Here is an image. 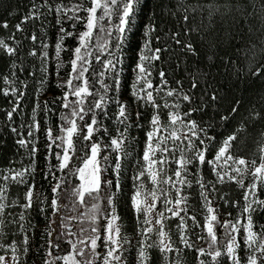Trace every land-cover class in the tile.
<instances>
[{
    "label": "snow or ice",
    "instance_id": "1",
    "mask_svg": "<svg viewBox=\"0 0 264 264\" xmlns=\"http://www.w3.org/2000/svg\"><path fill=\"white\" fill-rule=\"evenodd\" d=\"M29 3L14 32L0 38V52L11 58L4 124L19 156L0 168V226L15 229L11 239L0 230V264H20L21 257L27 264L34 205L47 220L42 264H183L186 250L196 264H264V223L256 220L264 217V145L259 162L233 151L250 127L264 123V0ZM26 21L40 38L35 29L26 37L33 46L25 54L15 32ZM0 27L7 29L8 20ZM25 55L36 63L26 66ZM29 80L34 91L25 112ZM52 89L56 95L39 99ZM40 113L45 152L38 185ZM133 132H142V141ZM125 182L131 232L117 203ZM232 183L243 189L242 203L221 190ZM13 185L22 196H10ZM194 186L200 212L189 211ZM214 200L237 209L236 216L221 222ZM77 207L84 210L64 214ZM192 235L208 241L207 251ZM65 244L71 250L53 255Z\"/></svg>",
    "mask_w": 264,
    "mask_h": 264
},
{
    "label": "trees",
    "instance_id": "2",
    "mask_svg": "<svg viewBox=\"0 0 264 264\" xmlns=\"http://www.w3.org/2000/svg\"><path fill=\"white\" fill-rule=\"evenodd\" d=\"M257 3H259V0H256ZM65 3H67V0H65ZM30 6L29 0H0V21H3L5 19L8 20V28L4 29L3 27H0V38H4L7 40L8 36L14 32V25L20 21V18L27 12L28 8ZM9 13H12L9 15ZM258 25V21L256 22ZM35 29L38 39L40 38V31L39 28L36 27L35 23L33 21H26L22 25V31L15 32L16 40L20 42V47L23 49L25 54L27 53L28 49L32 47V42L27 39L26 37L30 36ZM50 37H54V30L49 32ZM138 39L137 37L133 38V43ZM11 43V41H9ZM69 43H72L69 41ZM39 45L37 44L36 47ZM19 54V53H18ZM64 58L67 59V55L64 54ZM11 58L8 56H5L2 52H0V168L4 167H12V165H9V161L16 159L19 160V156L16 152V145L14 144L15 137L9 132L7 127L4 124V111L2 109L10 107L9 105V99H11V95L9 94L8 97H6L2 89L6 87V84L3 82V76L6 74V69L9 66ZM33 63H36L35 59L33 57H27L25 55V64L26 66H30ZM38 66V65H37ZM18 86V85H17ZM34 91V85L31 80H29V87L27 89L26 96L21 101V107L22 110L25 112L30 111L31 104H32V94ZM57 94V90H45L42 91L39 95V99L41 101L45 99L51 98V96H54ZM131 103V101H129ZM43 114L40 113V120H41V130H40V143H39V152L36 157V166H37V184H42L43 181L41 180L40 176V169L44 167V136H43V128L44 123L42 119ZM19 117H17V123H19ZM26 119V117H25ZM52 123H55V117H52ZM110 132L114 135L115 130L114 128L109 125ZM261 132H264V123L256 122V124L248 129V132L244 135H242L238 141L236 142L234 146V154L237 155H243L248 159H256L257 162H259V155H260V147L264 145V136H261ZM133 136L137 138V140L142 141L143 139V133H137L133 132ZM142 149V143L140 145ZM135 155V153H134ZM28 161H24V163H27ZM21 165L19 163L15 164V167H20ZM78 182V181H77ZM124 193L122 195L118 196V211L119 214L124 222V225L127 228V231H132V224L133 219L131 214L129 213L128 207H127V200L128 197L131 194V186L130 183L125 182L123 184ZM43 190V189H42ZM224 191L229 199H234L237 201H240L242 203V195H243V189L236 186L234 183L224 186L222 189ZM192 195L189 199L188 205L189 210L192 211L193 209L197 210V212L202 211L200 209V201L199 196L196 187L194 186L191 189ZM17 194H20L22 196L23 194V188L13 185L10 189V196H15ZM262 196H264V193H261ZM65 202V201H64ZM216 205H220L219 207H216ZM213 206L217 212L218 217L221 215L223 219H233L237 214V209L231 208V207H224L222 203L219 200L213 201ZM83 207H77V210L75 213L72 211H69L68 209H64V214L67 215H76L79 212H81ZM13 211V209H11ZM14 211L19 212L18 208H15ZM50 211V210H49ZM225 212H231L232 216H225ZM30 219L35 224L34 234L33 232H29V252L27 255V264H42V261L44 259V251L43 247H40L41 245H44V247H47L45 240L47 237H45L44 240L41 239V233L44 231V229L47 226V220L45 219V216L41 215L35 205L33 206L31 212H30ZM173 223H178V220L176 218H171ZM198 220L203 219L201 215L197 216ZM256 220L258 223H264V217H256ZM72 222V221H71ZM74 222V221H73ZM189 224H191V221H188ZM3 231H6L9 233V239H11V233L15 231V229L9 225L6 229H2ZM196 231L199 232V229ZM55 235V234H53ZM202 236L206 237V232L201 233ZM175 230L173 229V239H176ZM16 239L19 240L20 236L17 235ZM190 239L195 242V244L199 247H205L207 240L201 239L196 240L195 236H190ZM7 242V241H5ZM37 248L40 249L39 255L36 254ZM67 251H69V246L64 245L62 246L61 250H55L53 252V255H63ZM4 254V250L0 248V255ZM205 260H208L209 257L203 256L202 257ZM25 258H20V264H24ZM57 264H62V262L58 261ZM183 264H196L195 260V254L191 250H186V254L183 255Z\"/></svg>",
    "mask_w": 264,
    "mask_h": 264
},
{
    "label": "rangeland",
    "instance_id": "3",
    "mask_svg": "<svg viewBox=\"0 0 264 264\" xmlns=\"http://www.w3.org/2000/svg\"><path fill=\"white\" fill-rule=\"evenodd\" d=\"M6 86H8V85H6ZM174 167V166H173ZM61 203H64V201L62 200L61 201ZM15 210V208L13 209V212H16L17 213V211H14ZM214 210H215V208H214ZM83 211V210H82ZM190 211V210H189ZM215 213L217 214V212H216V210H215ZM218 216V215H217ZM220 217H218V219L222 222L224 219H223V217L221 216V215H219ZM173 218H175V217H173ZM177 219V218H176ZM243 222V221H242ZM70 223H72L74 226L77 224V223H79V221H72V222H70ZM52 227H57V225H53ZM3 229V226H0V230H2ZM215 231H216V235H217V237H218V240H219V238L221 237V235H222V229L219 227V226H216V229H215ZM198 232V231H197ZM53 234H55V233H53ZM207 234V233H206ZM85 243H87V242H85ZM207 243H208V241H207ZM207 243H206V245H205V249H206V251H207ZM69 250H71L70 249V246H69ZM132 255H134V253L132 254ZM8 259H10V252H9V255H8V257H7ZM77 259H82L80 256H77ZM131 259H132V256L130 255L129 256V260L131 261Z\"/></svg>",
    "mask_w": 264,
    "mask_h": 264
}]
</instances>
